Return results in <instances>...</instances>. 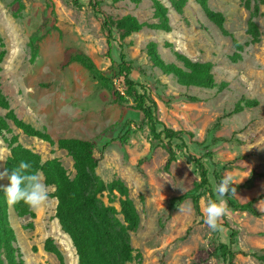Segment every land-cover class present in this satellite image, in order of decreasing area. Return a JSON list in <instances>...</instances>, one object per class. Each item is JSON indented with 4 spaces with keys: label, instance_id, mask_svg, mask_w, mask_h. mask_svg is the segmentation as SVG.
I'll use <instances>...</instances> for the list:
<instances>
[{
    "label": "rangeland",
    "instance_id": "rangeland-1",
    "mask_svg": "<svg viewBox=\"0 0 264 264\" xmlns=\"http://www.w3.org/2000/svg\"><path fill=\"white\" fill-rule=\"evenodd\" d=\"M95 1L97 7L90 0H78V5L73 0H0V36L7 53L0 66V82L11 109L25 123L38 130L45 128L55 141L78 138L96 145L98 177L105 183L121 179L139 213V229L131 235L132 247L142 254L141 263L136 264H223L217 248L220 242L228 243L232 231L238 234L234 264H264L255 257L264 255V199L254 206L260 217L229 208L225 220L220 221L229 230L222 228L220 236L205 223L208 193L201 195L200 214L189 197L184 201L190 208L186 213L180 214V203L171 205L172 199L187 196L200 182L199 172L189 160L190 151L199 157L213 154L204 164L214 188L217 180L213 174H218V181L225 173L234 176L232 187L240 188L234 200L240 204L264 196V6L255 19L261 40L254 44L247 34L253 0L209 1V8L225 16V29L243 46L241 60L233 62L237 50L232 40L206 18L196 0H188L183 15L176 12L171 0H159L169 10L172 31L167 34L145 28L125 39L116 32L109 58L104 20L118 22L132 16L140 23L155 24L154 10L149 0H141L139 5L132 0L118 4ZM248 1L250 11L245 8ZM151 43L157 44L167 64L182 66L173 50L194 62L213 63L216 83L228 87L220 92L180 85L153 66L147 51ZM36 48L38 55L33 58ZM78 54L88 56L101 71L108 72L122 96L126 92L123 75L114 77L111 67L113 60L120 64L124 55L132 68L131 78L143 84L156 101L160 122L176 132L193 134L192 140L184 136V145L175 141L181 147L175 148L178 160L168 173L164 171L168 152L141 127L140 115L132 110L133 101L118 102L112 91L80 64L69 63ZM242 99L256 100L259 105L233 114ZM6 113L0 109L1 115ZM130 121L136 123L129 126ZM12 129V135L0 137V188L8 186L4 167L10 150L5 138L13 135L43 162L59 159L74 178L73 161L66 152ZM48 191V201L33 209L34 219L19 218L10 205L16 247L25 264H79L72 241L56 219L58 202L51 197L54 188L48 187ZM104 201L107 203V198ZM114 206L119 209V204ZM48 240L61 256L45 250Z\"/></svg>",
    "mask_w": 264,
    "mask_h": 264
},
{
    "label": "trees",
    "instance_id": "trees-1",
    "mask_svg": "<svg viewBox=\"0 0 264 264\" xmlns=\"http://www.w3.org/2000/svg\"><path fill=\"white\" fill-rule=\"evenodd\" d=\"M113 4H118L123 0H110ZM136 5L141 4V0H132ZM154 10L155 24L140 23L135 17L126 16L118 22L105 19L103 29L107 35L108 53L107 57L112 58L113 43L115 41V33H119L121 38L125 39L133 33H139L143 29L148 28L157 32L170 33L172 28L169 20V10L159 0H149ZM210 0H196L200 9L206 18L213 23L224 37L232 40L237 53L232 59L233 62L241 60L239 53L243 51V46L234 39L225 29V16L222 13H216L209 8ZM255 2L254 11L250 14L248 20L247 34L252 38L254 44H258L261 40V32L255 19L260 14V6H264V0H253ZM174 9L180 15H183L184 8L188 0H171ZM78 5V0H73ZM90 3L97 7L95 0ZM245 8L250 11V1L245 4ZM167 48L172 49V45L167 43ZM148 56L153 66L159 69L163 74L174 77L177 82L187 88L196 87L207 90L218 89L222 92L226 90L228 84L222 83L218 85L213 74L214 65L211 62L198 63L189 59L187 56L173 50L174 57L182 65L167 64L163 61L158 53V46L151 43L147 47ZM6 51L2 37L0 36V66L6 58ZM38 55L36 48L33 58ZM69 63H78L89 72L102 87L110 89L115 99L124 103L131 99L134 103L132 110L140 115L141 127H146L150 131L153 141L164 145L168 152V159L164 166L165 173H168L173 163L177 162V152L175 148H180V144L175 141L186 143L184 136L192 140L193 134L176 132L167 128L158 118V105L153 97L146 90V87L131 78L132 68L125 62L122 55V62L117 64L112 62V73L114 77L123 75L126 92L122 96L113 86V79L108 76V72L101 71L96 64L88 56L78 54L69 59ZM114 70V71H113ZM259 102L256 100L242 99L237 103L233 114H241L246 109L257 108ZM0 109L6 111L5 115L0 114V137L12 135L13 129L20 130L23 135L29 138H37L51 146H57L60 151H64L73 161L75 170L74 178H71L63 163L59 159H52L43 162L42 157L33 150L24 147L18 135L11 138H5V142L9 146L10 156L8 157L4 171L11 174L13 167L18 166L21 160L28 161L32 164V171L39 172L43 176V181L48 187L54 188L51 194L56 199V219L59 222L62 232L67 235L74 245L79 264H136L141 263L142 254L134 250L131 245V235L136 233L140 226V216L135 204L130 196L129 187L121 180L116 179L110 183H105L97 175L100 160L95 156L96 145L88 140L70 138L59 139L55 141L44 128L38 130L30 124L19 119L15 112L11 109L10 103L2 92V84L0 82ZM136 122L130 121L128 125H134ZM143 125V126H142ZM159 127H163L159 131ZM126 141V137L122 139ZM187 145V144H186ZM185 149H188L187 147ZM208 148L205 149V151ZM189 160L194 163L199 172L200 182L196 183L194 189L186 196H181L171 200V205L182 203L189 197L192 199L197 213L200 212L201 195L209 194V199H217L214 191V184L206 165L205 159H212L213 154L207 152L205 156L199 157L198 153L189 152ZM217 180L216 185L220 182L217 173L213 174ZM264 177V175L262 176ZM8 185L10 181L6 175ZM237 193L240 188L236 187ZM225 196L228 203V209L235 212L250 213L255 217L260 214L254 208L256 203L264 199V196L252 199L246 204H240L234 200V196ZM107 198V203L104 201ZM119 204V209L114 206ZM12 207L19 218L31 217L36 215L32 208L25 205L22 201L12 204ZM10 204L7 202L3 188H0V264H25L20 250L16 247L17 235L13 229L9 217ZM226 216L222 218L225 220ZM222 228L229 230L226 224H221ZM220 231H215L220 236ZM238 234L235 231L228 237V243L220 242L217 248V256L222 260L223 264H234L237 253L234 251L236 238ZM45 250L57 256H61L60 251L54 245L52 240H48ZM264 263L263 256H255Z\"/></svg>",
    "mask_w": 264,
    "mask_h": 264
},
{
    "label": "clouds",
    "instance_id": "clouds-1",
    "mask_svg": "<svg viewBox=\"0 0 264 264\" xmlns=\"http://www.w3.org/2000/svg\"><path fill=\"white\" fill-rule=\"evenodd\" d=\"M189 168H191V165H189ZM31 169L32 164L30 162L21 160L18 166L13 167L10 175L7 172L4 173L10 181V184L4 188L8 204L12 205L22 201L32 209H39L48 201V185L44 183L39 172ZM234 184V176L231 173H225L214 189L218 198L215 200L209 199L203 209L205 223L212 231L222 230L220 221L228 213L227 201L224 197L229 196V193L230 196L237 195L236 188L232 187ZM177 207L180 214L190 211V208L185 206L184 201L178 204Z\"/></svg>",
    "mask_w": 264,
    "mask_h": 264
},
{
    "label": "crops",
    "instance_id": "crops-1",
    "mask_svg": "<svg viewBox=\"0 0 264 264\" xmlns=\"http://www.w3.org/2000/svg\"><path fill=\"white\" fill-rule=\"evenodd\" d=\"M156 23H157V20H156Z\"/></svg>",
    "mask_w": 264,
    "mask_h": 264
}]
</instances>
